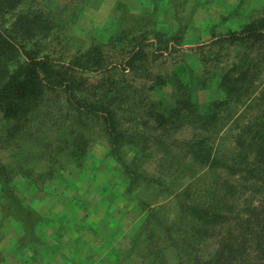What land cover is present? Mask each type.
<instances>
[{
	"label": "rangeland",
	"instance_id": "rangeland-1",
	"mask_svg": "<svg viewBox=\"0 0 264 264\" xmlns=\"http://www.w3.org/2000/svg\"><path fill=\"white\" fill-rule=\"evenodd\" d=\"M11 4L0 11V27L13 32L19 15L42 14L46 27L22 41L29 48L40 43L39 55L64 64L68 75V63L98 45L100 62L71 74L88 79L92 92L108 87L112 95L121 80L130 86L111 106L117 130L126 135L116 148L103 120L79 119L61 90L47 91L36 105L0 109V264L76 261L84 255L74 252L78 243L90 264H264L256 242L264 246V172H242L264 155V43L247 53L257 56L262 70L248 74L238 96H228L231 105L212 135L218 159L238 172L207 168L193 158L186 142L203 132L175 122V114L162 125L150 115L161 100L172 107L183 102L177 79L187 84L195 110L208 113L214 101L226 98L222 79L242 47L224 37L264 16V0ZM134 48L142 59L124 70L122 59ZM159 77L160 84L148 89ZM249 140L258 146L247 149ZM254 157L255 165L249 162ZM194 205L225 217L201 218Z\"/></svg>",
	"mask_w": 264,
	"mask_h": 264
},
{
	"label": "trees",
	"instance_id": "trees-1",
	"mask_svg": "<svg viewBox=\"0 0 264 264\" xmlns=\"http://www.w3.org/2000/svg\"><path fill=\"white\" fill-rule=\"evenodd\" d=\"M12 2L13 0H0V11L5 13V10H8L10 5L12 6ZM45 23L46 19L43 15L37 13L31 16L19 15L13 23V27H16L13 32L10 31V28H4V26L0 27V109L9 113L10 111H15L18 106L24 102L30 105H36L47 91L56 89L61 90L65 94L64 101L66 108L78 111L79 119L93 115L103 120L109 136V144L111 147L116 148L126 135L117 130L116 119L111 106L114 100L119 98L121 93L123 94L127 91V87L130 85L128 83L122 84L125 80H121L122 82L118 81L111 88L115 90L112 92L114 94L109 95L108 87H103V89L92 92L89 86L91 82H89L88 79L81 77L77 80L76 75H71L74 72V67L79 68L77 71L81 73L89 72L91 70L88 69L90 65L100 62L102 59L101 54H95L97 49H99L98 45L89 47L75 58V62L70 61L68 63L69 66L70 64L72 65L70 66L71 74L69 75L67 73L68 68L65 67L64 64L62 65V63L54 60L48 54L39 55L40 50H42L40 43L35 41L32 48H29L25 43V34L28 32V37L39 36L40 34L37 35V31L34 33V29L37 27H46ZM227 37L234 43L241 45L242 50L238 52V59L233 69L228 71L222 79L223 91L225 92L226 98H224V100L214 101L212 109L208 113L201 112L198 107L195 110V105L188 102L189 99L187 97H189V90L187 84L182 80H176L174 74L170 79L176 80L178 88L182 89L183 97L181 96L180 98H183V102L181 99H178V101L175 102V106L172 107L166 105L168 101L165 99L161 100L158 106L161 107L162 110L158 111L157 106L150 111V115L152 112L153 116L158 118V124L162 125L169 122L175 114L177 117L174 118L175 122L181 125L186 123L187 126H191L203 132V134L198 135V139H189L186 142L190 154H192L196 161L207 168L220 167L232 174L238 172L236 171V165L228 163L227 160L218 159L220 157L215 154L216 149L211 142V140L215 138L212 137V135L216 136L218 134L220 122L223 119L222 114L226 106L231 105L228 96L231 94H236L238 96V93L243 90L244 87L240 83L246 81L248 74H257L262 70V66H260L257 61V56L253 55V57H250L251 54L247 53H251V50H255L257 45L259 46L264 43V16L246 23L239 31L227 33L224 38ZM22 38L25 42L22 41ZM141 54H143L142 51L134 48L130 57L122 59L123 69L130 70L136 68L138 66V60L142 59V57H140ZM262 56H264V50ZM99 70H102V68ZM229 72H234V77L229 76ZM226 77H228V79L224 82ZM229 79L232 80L229 85H227ZM161 80L160 77L157 78V81L155 80L156 83L153 82L149 85L148 89L154 90L155 86L157 87ZM167 80L168 78L163 77L164 82ZM78 91L80 93H78ZM223 105L224 107L222 108ZM167 107H171L168 109V112H170L169 115H165L163 112ZM254 125L255 123L251 124L247 129H252ZM257 133L258 131L255 129L251 137L256 136ZM249 142L250 144L247 149H254V147L258 146H254L253 142L250 140ZM263 142L264 141L261 139L259 143L262 145ZM240 144L239 147L242 146L243 149L246 148L245 143L240 142ZM260 158L259 163H264V155ZM255 159L254 157L250 159L249 162L255 165ZM262 163L255 167H247V170H242V172L251 173V176L256 175V173L253 172H264V164ZM193 209L198 212L195 213L197 216L207 220H215V218L222 219L225 217L223 213L218 211H213V213L206 211L202 213L198 205H194ZM255 211L256 209H253L252 214H254ZM256 242H258L259 251H261L260 254L264 257V246L260 245L259 238Z\"/></svg>",
	"mask_w": 264,
	"mask_h": 264
},
{
	"label": "crops",
	"instance_id": "crops-1",
	"mask_svg": "<svg viewBox=\"0 0 264 264\" xmlns=\"http://www.w3.org/2000/svg\"><path fill=\"white\" fill-rule=\"evenodd\" d=\"M80 243H78L77 246H75L74 248V252L76 253V251L78 250V252H82L83 251V256L80 257L79 260L76 261H71V259L69 258H65L64 260V264H90V257H88V254H86V250L85 248H82L84 244L80 245Z\"/></svg>",
	"mask_w": 264,
	"mask_h": 264
}]
</instances>
